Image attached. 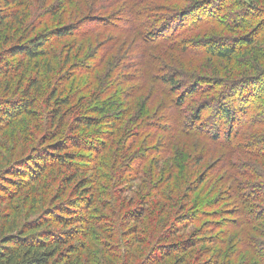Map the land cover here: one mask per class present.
Wrapping results in <instances>:
<instances>
[{"label":"trees","instance_id":"16d2710c","mask_svg":"<svg viewBox=\"0 0 264 264\" xmlns=\"http://www.w3.org/2000/svg\"><path fill=\"white\" fill-rule=\"evenodd\" d=\"M2 30L9 34L0 37V89L8 93L3 78L12 79L14 75L18 76V84L27 81L28 87L17 95L19 88L13 98L2 94L0 127L14 125L20 116L36 107L27 89L39 91L47 72L50 75L45 90L52 88L46 100L55 106L53 119L67 108V116L79 114L73 120L77 129L106 125V131H110L93 140L86 133L62 138L57 130L60 133L55 144L36 148L34 157L15 168V175L25 172L36 176L35 171H42L45 164L63 166L51 161L54 156L46 151L53 148L72 147L103 154L108 139L117 136L120 149L126 148L128 141L136 144L139 140L133 142L131 128L141 120L138 128L161 134L158 151L164 153V158H182L184 154L191 164L192 148L189 150L186 143L182 145L176 139L208 146L209 153L198 156L210 154L214 158L209 164L218 172L214 173L215 186L229 195L225 202L216 198L207 201L212 209L228 205L224 212L231 229L226 228L229 239L223 245L239 238L249 259L264 264V0H0ZM75 41L76 46L88 42L85 52L79 49L83 61L95 63L90 69L70 66ZM61 53L64 68L59 75L53 62ZM197 58L207 62L204 72L191 69ZM196 66L202 68L201 64ZM221 66L228 69L227 78ZM70 68H74L73 73ZM78 75L84 78L71 81ZM94 84L98 88L92 90ZM72 86L80 93L92 92L82 98L86 99L84 104L76 99ZM122 94L125 95L120 101ZM140 94H145L147 107L130 116L133 106H128V101ZM111 105L120 106L112 116ZM102 139L105 141L101 143ZM55 159L62 163L58 156ZM171 163L173 172L169 173L182 170L178 160L171 158ZM199 193L214 197L211 191ZM89 199L82 198L78 208H69L61 225L78 226L80 215L71 213L76 209L80 213ZM194 216L200 213L186 212L180 217L198 223ZM54 233L35 239L24 235L4 238L0 243V264H49L66 241L55 238ZM167 247L165 258L188 246Z\"/></svg>","mask_w":264,"mask_h":264},{"label":"rangeland","instance_id":"374dc122","mask_svg":"<svg viewBox=\"0 0 264 264\" xmlns=\"http://www.w3.org/2000/svg\"><path fill=\"white\" fill-rule=\"evenodd\" d=\"M5 24L7 26L9 21ZM6 34L9 33L0 31V37ZM86 44L88 42L76 46L74 42L76 52L70 66L73 64L77 69H90V66L95 65L94 62L83 61L80 55L79 48L82 47L85 52ZM59 46L55 48L56 52ZM63 58L61 53L59 60L53 62L55 72L63 70ZM206 63L204 59L197 58L192 62L191 69L197 68L204 72ZM197 64H201L202 68ZM74 68H70L69 72L73 73ZM221 68V73L227 78L228 69L226 66ZM208 71L219 73L217 69ZM33 74L34 70L28 76L32 77ZM49 75L47 72L43 75L45 79L39 91L27 89L36 107L20 116L14 125L0 127V243L4 238L14 235L35 239L48 232H56L55 238L66 241L49 264H256L253 259H249L247 252H243L239 238L236 242L223 245L229 239L226 230L231 229L228 215L224 212L228 205L224 203L220 210H216L207 201L216 198L225 202L229 195L223 188L215 186L214 173L218 172L217 169H211L213 164H209L214 158L210 154L198 156L201 152L209 153L208 146H200L195 140L176 139L182 145L186 143L189 150L192 148L191 164L182 153V148L179 150L183 154L182 158H164V153L158 151L161 134L138 128L137 125L143 123L141 120L131 128L133 142L139 140L136 144L128 141L127 147L120 149L117 146L120 136H117L108 139V143H105L107 150L103 154L72 147H61L60 150L53 148L46 152L54 156L51 161L55 160L63 166L45 164L42 171H35L36 176L25 172L15 175V168L34 157L36 148H50L55 144L59 138L58 131H61L62 138L73 133H86L93 140H97L96 136L103 132H110L106 131L109 130L106 125L88 130L77 129L74 125L76 121L73 120L79 114L67 116V108L57 115L58 118L53 119L51 115L55 106L52 101L46 100L51 97L52 86L45 90L49 84ZM76 78L80 80L84 77L78 75L71 81ZM3 80L8 93L4 91L5 88L0 89V97L3 94L4 97L13 98L16 92L21 90L17 93L19 95L28 87L27 81L18 84L16 75L12 79L5 77ZM95 88H98L97 84L91 86L92 90ZM71 89L75 90L73 86ZM124 90L125 86L122 92ZM73 94L81 101L79 103L84 104L86 99L82 98H88L92 92L80 93L77 90ZM144 98L145 94H140L128 101V106H133L130 116L136 110L147 107ZM119 108V105H111L109 115L119 112ZM103 140H100L101 143ZM148 149L150 151L146 154ZM65 154H68L67 158L63 157ZM171 158L181 163L182 170L176 171L174 175L169 173L173 164ZM168 178L170 180L165 183ZM200 190H207V194L211 191L214 197H203ZM82 198L91 199L90 202L85 201L80 213H77L79 209L71 213L74 216L80 215L81 223L75 227L69 223L61 225L69 215V208L81 205L79 202ZM194 211L200 213V216H194V219H199L198 223H190L191 219L187 222L180 217L183 213ZM167 246L188 247L178 253H169L165 258L163 254L169 250Z\"/></svg>","mask_w":264,"mask_h":264}]
</instances>
